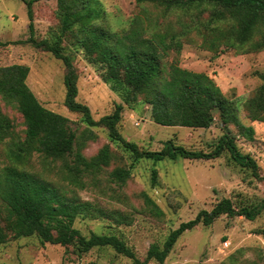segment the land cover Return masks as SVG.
<instances>
[{
    "label": "rangeland",
    "instance_id": "374dc122",
    "mask_svg": "<svg viewBox=\"0 0 264 264\" xmlns=\"http://www.w3.org/2000/svg\"><path fill=\"white\" fill-rule=\"evenodd\" d=\"M25 1L0 0V67L25 65L29 68L26 84L40 104L70 120L77 143L74 150L90 159L108 144L111 161L96 175H83L81 188L67 186L62 161H51L34 154L24 166L55 186L74 190L80 204L74 221L81 235L116 236L143 260L151 246L162 247L170 232L182 222L196 217L201 210L210 211L222 199H230L235 208L258 206L264 191V122L249 119L245 104L263 84L264 49L237 50L220 45L209 48L208 41L198 34L178 38L181 50L171 52L168 61L176 60L179 67L211 77L234 108L236 123L224 125L217 112L208 129L163 127L151 119V106L143 97L125 105L124 99L102 81L98 67H92L84 52L73 45V40L59 32L56 17L57 0H32L33 36L37 40L60 42L64 54L72 59L78 76L77 101L90 108L94 120L111 114L117 104L123 106L118 130L122 137L140 149L159 151L167 141L191 151L210 153L219 139L227 134L239 152L252 158L259 178L249 169L240 168L227 152L209 161H189L183 158L134 162L131 156L113 144L106 129L87 128L81 116L69 112L64 105L65 86L62 61L51 54L35 49L28 40V16ZM106 14V23L113 32L127 29L136 16L158 18L163 26L180 31L177 13H166L140 0H97ZM209 12L202 15L207 20ZM188 21L187 18H182ZM255 38L254 41H257ZM0 108L12 123V138L23 141L25 126L15 107L0 99ZM89 129V130H88ZM5 142L0 143V168L8 164ZM68 164L72 156L67 157ZM116 168H130L125 184L116 183L110 173ZM157 172V184H151L152 171ZM69 195H72L69 193ZM147 195L160 209L155 216L144 203ZM0 226L7 241L0 245V264H134L113 249L93 248L78 253L77 245L61 247L42 244L36 237L13 240L6 230V210L0 200ZM148 264H160L152 260ZM163 264H264V210L253 221L243 217L221 216L210 226L198 225L186 231L175 243Z\"/></svg>",
    "mask_w": 264,
    "mask_h": 264
},
{
    "label": "trees",
    "instance_id": "16d2710c",
    "mask_svg": "<svg viewBox=\"0 0 264 264\" xmlns=\"http://www.w3.org/2000/svg\"><path fill=\"white\" fill-rule=\"evenodd\" d=\"M32 0L25 1L29 20L30 43L35 49L51 54L62 61L65 86L64 105L69 112L81 116L87 128L106 129L109 140L128 153L134 162L143 159L161 161L183 158L189 161H209L227 152L234 164L257 174L255 161L239 152L233 139L223 135L210 153L187 150L172 141L164 143L159 151L140 149L126 141L118 130L123 106L117 104L114 111L94 120L90 108L77 101L78 76L72 59L64 54L58 41L34 38ZM166 13H177L180 31L148 15L143 8L142 16L129 21L127 29L113 32L106 23V14L97 0H57L56 17L59 32L72 39L86 61L97 66L102 81L112 91L131 105L142 96L151 106L152 121L163 127L208 129L215 113L220 114L224 125L236 123L234 108L223 95L215 81L205 73L192 72L179 67L176 60L168 61L169 54H178L181 44L178 38L198 34L209 40V48L226 45L237 50L264 49V0H140ZM209 12L207 20L202 15ZM187 18L184 21L182 18ZM258 38L257 41H254ZM29 68L25 65L0 67V99L15 107L23 119L25 138L14 141L11 120L0 108V143L5 142L8 164L0 168V200L6 210V230L17 240L36 236L42 244L69 247L77 245L78 253L85 254L93 248L108 247L132 260L134 264H148L155 260L163 264L177 240L198 225L210 226L221 216L243 217L253 221L264 210L263 199L258 206L235 208L230 199L217 202L210 211L201 210L194 219L182 222L168 235L162 247L151 246L143 260L116 236L95 235L84 237L74 228L80 204L74 190L55 186L50 181L29 171L25 165L37 154L51 161H62L67 186L83 188V175H96L111 161L108 144L102 146L90 159L78 150L77 138L70 127V120L44 108L26 84ZM263 84L245 108L253 122H264V75ZM89 130V129H88ZM72 156L71 164L66 161ZM130 168H116L110 177L118 184L130 178ZM157 172L152 171L151 184H157ZM71 193L72 195H69ZM144 203L152 214L162 213L157 205L143 195ZM7 234L0 226V245L7 241Z\"/></svg>",
    "mask_w": 264,
    "mask_h": 264
}]
</instances>
